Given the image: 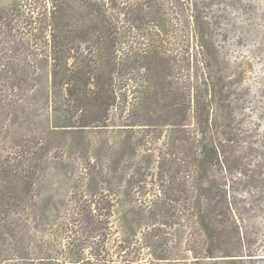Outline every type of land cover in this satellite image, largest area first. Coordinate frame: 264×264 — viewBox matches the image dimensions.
I'll use <instances>...</instances> for the list:
<instances>
[{"label": "trees", "instance_id": "obj_1", "mask_svg": "<svg viewBox=\"0 0 264 264\" xmlns=\"http://www.w3.org/2000/svg\"><path fill=\"white\" fill-rule=\"evenodd\" d=\"M174 19L184 38L207 27L200 0H0V50H37L46 62V68H0V94L22 106L42 95L48 118L64 121L53 122V128L113 124L120 130L165 133L158 171L139 168L125 193L98 188L97 165L87 174L90 194L77 213L80 224L67 236V264H105L111 241L153 249V263L167 259L174 240L181 264H235L254 256L231 246L235 238L226 233L224 217L236 214L227 181L218 179L228 169L222 145L215 141L218 91L207 53L199 52L195 74L181 70L177 102L170 104L176 115L165 124L155 120L153 99L172 70L157 68L165 56L160 51L141 55L155 68L146 69L141 90L133 92L138 96L129 97L135 71L127 64L130 50H170L164 48L162 35L168 30L161 22L170 26ZM139 35L150 37L142 48L134 46ZM37 181L33 170L0 163V239L11 242L0 252V264L31 262L30 250L18 240L32 226ZM233 231L242 242L240 231Z\"/></svg>", "mask_w": 264, "mask_h": 264}, {"label": "rangeland", "instance_id": "obj_2", "mask_svg": "<svg viewBox=\"0 0 264 264\" xmlns=\"http://www.w3.org/2000/svg\"><path fill=\"white\" fill-rule=\"evenodd\" d=\"M200 4L207 26L200 34L182 37L181 26L174 19L170 26L161 22L162 28L169 31L162 35L164 48L170 50H130L127 64L135 71L131 74L129 97L138 96L133 92L141 90L146 69L155 68L141 55L160 51L165 56L157 62V68L172 70V77L160 80L156 86L158 92L153 99L155 120L165 124L176 115V107L170 104L177 102L181 70L189 69L195 74L200 67L199 52L207 53L218 91L215 141L222 145L228 169L218 179L227 181L236 214L224 217L228 219L226 233L235 238L231 246L245 250L243 255H254L235 264H264V0H200ZM149 38L137 36L134 46L142 48ZM37 54V50H0V68H46V62ZM24 57L27 61L22 62ZM169 82L172 91H168ZM44 107L42 95L22 106L16 99L0 94V163L36 172L35 215L29 233L18 240L31 252L32 259L27 264H67V236L71 228L80 224L77 213L90 194L87 174L97 165L96 171H101L98 188L111 194L125 193L131 174L139 168L150 166L152 173L158 171L157 155L165 152V133L141 127L120 130L113 124L86 129L53 128V122L64 121L50 120ZM234 229L240 231L242 242ZM8 243L0 239L2 254L9 248ZM151 252L153 249L143 244L121 247L111 241L105 264H152ZM166 252V260L153 264H181L176 240ZM223 259L226 258L218 260ZM225 262L230 261L214 264Z\"/></svg>", "mask_w": 264, "mask_h": 264}]
</instances>
